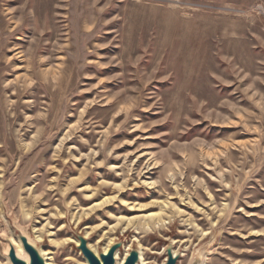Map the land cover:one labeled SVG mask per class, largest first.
<instances>
[{"label":"rangeland","instance_id":"374dc122","mask_svg":"<svg viewBox=\"0 0 264 264\" xmlns=\"http://www.w3.org/2000/svg\"><path fill=\"white\" fill-rule=\"evenodd\" d=\"M24 232L264 264V0H0V264Z\"/></svg>","mask_w":264,"mask_h":264},{"label":"bare ground","instance_id":"6f19581e","mask_svg":"<svg viewBox=\"0 0 264 264\" xmlns=\"http://www.w3.org/2000/svg\"><path fill=\"white\" fill-rule=\"evenodd\" d=\"M141 156H143V155H141ZM153 213H155V212H153ZM153 213H151V214H153ZM130 219L131 218H129V220ZM74 227H76V226L74 225ZM75 240H76L74 242L75 245L79 249H81L82 254L85 256V263H83V264H92V260L89 256V254H91L95 258H97L101 264H104V260H105L104 258L106 256H108L109 254H111L113 256V259L115 261L113 264H126L129 259H132L134 261V264H145L144 258L142 256V250L140 247L137 251H135L133 253L127 252V254L122 259V261H120L119 252L112 249V245H111L112 242L108 245L107 248L104 247L103 251L101 253H99V251L97 249H94V247L92 245H86L85 242H83L80 239H75ZM38 242H41V240H39L38 238L33 239L29 235H27L26 232H24L19 237L18 242H16V243L13 242V245H14L13 248L15 249V252L10 253L13 255V257H9L8 264H16L17 262H20L21 264H32L33 256H35L38 259L40 264H47V256L45 255L43 249L41 248V246L39 245ZM170 252H171L170 261H174L176 259V257L178 256V252L175 249L171 250ZM205 260H206V257H205ZM199 264H202V263H199Z\"/></svg>","mask_w":264,"mask_h":264},{"label":"water","instance_id":"95a60500","mask_svg":"<svg viewBox=\"0 0 264 264\" xmlns=\"http://www.w3.org/2000/svg\"><path fill=\"white\" fill-rule=\"evenodd\" d=\"M89 256L92 260V264H101L100 261L97 258H95L93 255L89 254ZM104 259H105L104 264H113L114 263L113 262L114 261L113 256L111 254L106 256ZM16 264H21V263L17 262ZM32 264H40V262L38 261V259L35 256H33ZM126 264H134V261L132 259H129ZM168 264H173V261H170Z\"/></svg>","mask_w":264,"mask_h":264}]
</instances>
